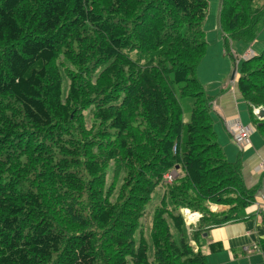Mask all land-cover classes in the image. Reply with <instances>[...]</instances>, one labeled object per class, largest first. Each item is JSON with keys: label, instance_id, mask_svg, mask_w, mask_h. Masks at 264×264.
I'll return each mask as SVG.
<instances>
[{"label": "trees", "instance_id": "1", "mask_svg": "<svg viewBox=\"0 0 264 264\" xmlns=\"http://www.w3.org/2000/svg\"><path fill=\"white\" fill-rule=\"evenodd\" d=\"M207 9L0 0V264H206L204 233L245 217L254 190L218 144L196 76ZM219 25L232 56L230 42L264 29V0H221ZM237 86L264 136L252 112L264 107V47L240 63ZM182 208L200 213L192 226Z\"/></svg>", "mask_w": 264, "mask_h": 264}, {"label": "crops", "instance_id": "2", "mask_svg": "<svg viewBox=\"0 0 264 264\" xmlns=\"http://www.w3.org/2000/svg\"><path fill=\"white\" fill-rule=\"evenodd\" d=\"M217 22L222 35L219 18ZM261 35H264V29L253 42H230L232 56L225 54L223 35L211 43L206 39V52L196 69L205 93L212 98L211 117L217 142L228 161L240 160L244 184L254 190L253 202L242 211L243 219L224 223L204 233L202 247L206 249L201 251L206 256V264H264V253L259 249L264 241V136L258 131L249 105L237 86L240 63L257 54V46L253 45L259 40L264 47ZM260 109L264 107L252 108L255 117L260 116L255 114ZM235 120L249 129L248 140L242 146L232 140L228 131V125ZM226 208L214 205L211 210ZM212 242L220 243L222 249L211 252L209 244Z\"/></svg>", "mask_w": 264, "mask_h": 264}, {"label": "rangeland", "instance_id": "3", "mask_svg": "<svg viewBox=\"0 0 264 264\" xmlns=\"http://www.w3.org/2000/svg\"><path fill=\"white\" fill-rule=\"evenodd\" d=\"M220 1L221 0H207L208 9H207L206 16H205V19L203 22V29L205 31V39H207V41L210 43L214 39H217L218 37L223 38L222 37L223 33H222V35L220 34L218 22H217V18H219V13H220V3H221ZM261 36H262V38H264V35H261ZM254 46H257L256 49H258L256 53L261 51V49L263 47L260 40L258 43H255L253 45V47ZM223 47H224V39H223ZM64 79H65V77H64ZM84 114L86 116V125L89 126V115L87 114V111H84ZM188 119H189V112L186 111V112H184L183 120L188 121ZM218 138L221 140L220 137H218ZM175 170H177V169H175ZM121 173L122 172L119 171L117 174H114L112 167H110L108 170V173H107V178H106L107 183L108 184L112 183L114 185V187L117 189L120 186V184L123 182V177H122ZM157 191L158 192L157 193L155 192V193L158 196L154 194L151 201L147 204V206L145 208V215L143 217V222H146L148 224H150V221H151V214H152L153 208L158 204V197L161 195V187ZM190 222H191V218H189L187 220L188 226H192L190 224ZM201 249L205 250L206 247L201 246Z\"/></svg>", "mask_w": 264, "mask_h": 264}, {"label": "built area", "instance_id": "4", "mask_svg": "<svg viewBox=\"0 0 264 264\" xmlns=\"http://www.w3.org/2000/svg\"><path fill=\"white\" fill-rule=\"evenodd\" d=\"M255 114H257V111H255ZM228 131H229V134H230L232 140L234 142L238 143L239 146H242L244 143L247 142L248 136H249V129L245 128L240 123V121L235 120V121L231 122L228 125ZM177 175L178 174H177L176 170H174V169L170 170L169 172H166L163 175V181L165 183H172L174 181V179L177 177ZM182 213L185 216L186 224H187V220L189 218H191L190 224H192V223H195L196 220L200 217V213L195 212V211L191 212L188 209H183Z\"/></svg>", "mask_w": 264, "mask_h": 264}, {"label": "water", "instance_id": "5", "mask_svg": "<svg viewBox=\"0 0 264 264\" xmlns=\"http://www.w3.org/2000/svg\"><path fill=\"white\" fill-rule=\"evenodd\" d=\"M234 73H235V71H233V74H232V78H233V76H234ZM259 114H260V117H264V109H260L259 110Z\"/></svg>", "mask_w": 264, "mask_h": 264}]
</instances>
